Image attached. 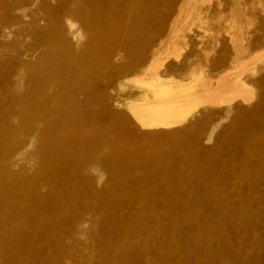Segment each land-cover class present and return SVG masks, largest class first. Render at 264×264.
<instances>
[{"label":"rangeland","instance_id":"374dc122","mask_svg":"<svg viewBox=\"0 0 264 264\" xmlns=\"http://www.w3.org/2000/svg\"><path fill=\"white\" fill-rule=\"evenodd\" d=\"M11 1L1 0L4 5ZM41 3L50 5L54 0H20L23 11L0 6V76L2 67L20 54L18 43L23 38L17 35L18 25H25L31 13L41 14ZM184 3L166 2L165 21L158 36L145 43L143 64L163 58L175 27L185 36L180 43L187 42L181 54L147 74L130 63L120 64L108 79V89L98 88L102 94L93 101L95 109L113 107L120 115L88 116L80 127L65 121V131L57 135L66 142L76 136L107 134L129 156L130 167L155 169L164 161L166 173L139 175L129 168L117 169L101 161L100 149L65 144L72 154L92 156L85 164L86 174L101 172L95 182L99 192L86 191L80 180L60 173L66 159L38 151L27 170L37 176L33 188L37 186L46 198L54 199L56 193L65 200L61 211L40 205L43 211L35 219L43 222L31 230L20 222L9 223L10 212L3 208L0 264H264V58H254L264 49V0H197L189 8ZM28 32L33 41L34 32ZM225 70H233L249 84L247 101L201 105L170 127L141 125L126 108L130 100L149 95L143 84L135 82L137 78L171 83L178 90L197 85L211 89ZM117 132L125 137L116 138ZM135 150L144 151V156H131ZM48 161L56 165L53 172L41 166ZM65 166V171L76 167ZM4 179L1 174L0 180ZM106 185L111 187L107 193L102 191ZM148 187L162 193L130 192ZM69 196L89 199L93 205L80 227L69 222L87 208L76 206Z\"/></svg>","mask_w":264,"mask_h":264},{"label":"bare ground","instance_id":"6f19581e","mask_svg":"<svg viewBox=\"0 0 264 264\" xmlns=\"http://www.w3.org/2000/svg\"><path fill=\"white\" fill-rule=\"evenodd\" d=\"M167 1L54 0L50 5L41 3L38 9L41 14L31 13L25 25H18L17 35L23 38L18 43L20 54L15 56V62L2 67L0 76V175L6 178L0 180V225L4 218L3 208L10 212L7 218L9 223H23L26 230L41 226L43 221L36 222L35 219L39 211H52L53 207L60 210L64 196L55 193L54 199L51 196L46 198L37 186L33 188L37 176L27 173L36 161L38 151L43 156L66 159L60 173L66 172L72 180H80L86 191L99 192L95 182L101 172L98 171L96 176L86 174L85 164L92 156L72 154L66 150L65 144L100 149L104 153L101 161L117 169L129 168L139 175L166 173L167 163L164 161L159 162L155 169L130 167L129 156L121 153L107 134L94 138L76 136L66 142L58 139L57 135L65 131V121L70 127H80L85 117L94 119L105 115L112 118L117 114H114L113 107H93L102 94L98 88L108 89V79L113 76L117 66L130 63L147 74L153 66L162 65L172 56L178 57L186 48L187 42L180 43L185 36L180 34L179 27H175L163 58L147 60L143 64L146 58L145 43L158 36L168 12ZM196 1L185 0L184 6L189 8ZM0 6L12 11L24 9L20 0H12L6 5L0 0ZM148 24L155 28L150 29ZM29 30L34 32L33 41L28 39L31 36ZM261 51L254 58H264V49ZM135 82L143 84L149 95L130 100L126 108L135 121L148 127L177 125L201 105H230L238 99L247 101L248 95L251 96L249 84L233 70H225L217 79V86L211 89L197 85L178 90L171 83L152 79L137 78ZM54 117L63 120L52 123ZM129 130L136 131V127L129 125ZM36 135L40 136L37 140ZM115 136L118 139L125 137L122 132H117ZM143 154L144 151L135 150L131 156L138 159ZM148 156L158 158L153 152H149ZM69 163L76 167L65 171V164ZM41 166L51 172L56 167L49 161ZM63 178L65 180V176ZM110 188L106 185L102 191L107 193ZM71 189L74 190L75 186L72 185ZM130 192L149 196L162 193V190L148 187ZM69 198L76 206L87 208L82 214L77 212L69 222L80 227L93 205L89 199ZM40 205H43V209H40Z\"/></svg>","mask_w":264,"mask_h":264}]
</instances>
